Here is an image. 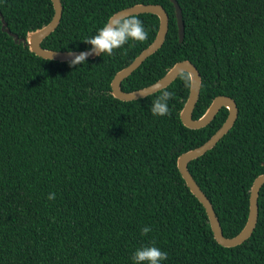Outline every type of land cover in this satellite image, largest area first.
<instances>
[{
    "label": "trees",
    "instance_id": "1",
    "mask_svg": "<svg viewBox=\"0 0 264 264\" xmlns=\"http://www.w3.org/2000/svg\"><path fill=\"white\" fill-rule=\"evenodd\" d=\"M177 2L182 41L171 0H61L60 21L41 46L90 48L84 40L115 11L136 3L165 8L164 42L121 88L151 84L188 59L201 77L193 118L219 94L235 100L232 127L188 162L230 237L243 228L251 184L264 173V0ZM53 12L51 0H0V264H135L134 252L153 244L168 254L160 264H264V184L252 234L223 246L177 167L180 153L221 126L227 108L203 127L185 126L180 110L190 86L179 75L137 99L111 93L114 74L153 41L158 16L135 14L145 41L130 40L111 56L76 66L38 56L2 29L4 21L25 38ZM164 90L173 93L170 114L153 115L152 102ZM144 226L151 228L147 235Z\"/></svg>",
    "mask_w": 264,
    "mask_h": 264
},
{
    "label": "water",
    "instance_id": "2",
    "mask_svg": "<svg viewBox=\"0 0 264 264\" xmlns=\"http://www.w3.org/2000/svg\"><path fill=\"white\" fill-rule=\"evenodd\" d=\"M53 5V15L48 23L45 25L29 31L26 37H18L17 34L12 33L7 27L6 22L3 21L2 29L6 30L14 37L16 42H23L28 45L29 49L38 56L54 60H71L76 54L83 51H89L90 48L81 50H54L44 48L41 46V41L49 35L58 25L62 15L61 0H51ZM174 5V13L177 22L178 38L182 41L184 36V21L182 18V11L177 0H171ZM143 12L154 13L159 18V25L153 41L142 49L133 60L126 66L119 69L111 80V93L118 99L131 100L144 97L154 93L168 84H170L180 72H191L194 75V80L190 85L188 96L180 110V118L183 124L190 128H200L205 126L215 116L216 112L221 107H226L228 110L227 116L221 126L202 144L180 153L177 157V167L185 183L191 192L198 198L205 208L208 221L215 240L223 246H234L246 240L253 232L258 217V195L260 187L264 184V173L258 174L250 187L249 193V210L247 220L243 228L234 236H225L222 232L220 222L212 206L211 201L200 188L196 180L193 178L188 170V162L212 148L220 138L232 127L238 115V108L235 100L226 94H219L215 96L204 113L198 117L193 118L192 111L200 93L201 77L200 73L190 60L182 59L175 62L166 73L156 81L144 87L124 91L121 88V81L127 77L133 70H135L150 54L155 52L164 42L168 30V14L161 4L154 3H136L115 11L111 16L116 14H138ZM110 16V17H111ZM109 17V18H110ZM108 18V19H109ZM97 56V54L89 55L88 58ZM50 57V58H49ZM264 165V159L261 162Z\"/></svg>",
    "mask_w": 264,
    "mask_h": 264
},
{
    "label": "clouds",
    "instance_id": "3",
    "mask_svg": "<svg viewBox=\"0 0 264 264\" xmlns=\"http://www.w3.org/2000/svg\"><path fill=\"white\" fill-rule=\"evenodd\" d=\"M148 32L145 30L143 22L135 14H116L111 16L102 27L98 29L95 35L85 39L84 41L92 47L89 51H83L76 54L70 60L72 66L86 62L89 55L92 54H107L109 56L114 54V50L123 47L130 40L143 42L147 39ZM50 58V57H49ZM179 77L185 82L186 86H190L194 80V75L191 72H180ZM173 93L164 90L152 102L151 112L153 115H169L168 101ZM49 200L55 199V193H49ZM151 231L149 226H144L141 229L142 235H147ZM168 254L156 247L143 246L138 248L132 255V260L135 264H160L161 261L166 260Z\"/></svg>",
    "mask_w": 264,
    "mask_h": 264
}]
</instances>
